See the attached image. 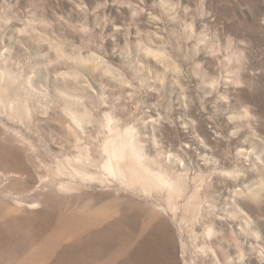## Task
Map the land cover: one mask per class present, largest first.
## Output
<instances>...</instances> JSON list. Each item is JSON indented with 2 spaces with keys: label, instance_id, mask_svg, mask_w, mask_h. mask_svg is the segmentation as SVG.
<instances>
[{
  "label": "rangeland",
  "instance_id": "374dc122",
  "mask_svg": "<svg viewBox=\"0 0 264 264\" xmlns=\"http://www.w3.org/2000/svg\"><path fill=\"white\" fill-rule=\"evenodd\" d=\"M0 264H264V0H0Z\"/></svg>",
  "mask_w": 264,
  "mask_h": 264
},
{
  "label": "bare ground",
  "instance_id": "6f19581e",
  "mask_svg": "<svg viewBox=\"0 0 264 264\" xmlns=\"http://www.w3.org/2000/svg\"><path fill=\"white\" fill-rule=\"evenodd\" d=\"M137 214H135L134 215V217H133V220H130L131 221V223H133V226L135 227L136 226V224H137ZM121 217V216H120ZM139 258V257H138Z\"/></svg>",
  "mask_w": 264,
  "mask_h": 264
}]
</instances>
